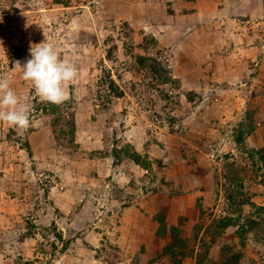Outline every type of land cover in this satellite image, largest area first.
I'll return each mask as SVG.
<instances>
[{
	"label": "rangeland",
	"instance_id": "obj_1",
	"mask_svg": "<svg viewBox=\"0 0 264 264\" xmlns=\"http://www.w3.org/2000/svg\"><path fill=\"white\" fill-rule=\"evenodd\" d=\"M0 18V76L31 105L27 131L0 123V264H216L241 240L264 264V0H0ZM43 42L77 69L59 105L16 64Z\"/></svg>",
	"mask_w": 264,
	"mask_h": 264
},
{
	"label": "clouds",
	"instance_id": "obj_2",
	"mask_svg": "<svg viewBox=\"0 0 264 264\" xmlns=\"http://www.w3.org/2000/svg\"><path fill=\"white\" fill-rule=\"evenodd\" d=\"M2 22V18H0ZM30 59L23 66L22 78L30 81L36 95L42 100L59 105L68 98L67 85L77 77L73 64L62 61L50 43L31 46ZM0 123L27 131L31 126V105L11 87L9 78L0 76Z\"/></svg>",
	"mask_w": 264,
	"mask_h": 264
},
{
	"label": "trees",
	"instance_id": "obj_3",
	"mask_svg": "<svg viewBox=\"0 0 264 264\" xmlns=\"http://www.w3.org/2000/svg\"><path fill=\"white\" fill-rule=\"evenodd\" d=\"M242 205H244V204H242ZM230 221L231 220H226V219L216 220L213 223V225L210 227V229H213V230L216 229L217 231H222V230L228 229L229 227L235 226V225L230 224ZM247 223L249 225H251V224H254L255 222L253 220H248ZM159 224H160V227H162V228H165L166 227L164 220H161L159 222ZM248 224H246V226ZM171 231L178 238V231H177V229L176 228H171ZM239 231L240 230L238 229L236 231V234L238 236L240 235L239 240H241L243 238V235L246 234L247 231H244V228H242L240 232ZM177 238H175L176 241L178 240ZM240 248L241 249L244 248V245H243L242 240H241V243H240ZM241 249L240 250H236L234 247H231V246H222L219 249V252H220V262L219 263H216V264H241V261L243 260V254L241 252ZM199 263L200 262L197 261V264H199Z\"/></svg>",
	"mask_w": 264,
	"mask_h": 264
}]
</instances>
